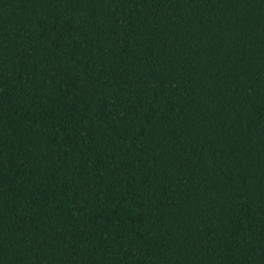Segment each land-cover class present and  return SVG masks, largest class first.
Segmentation results:
<instances>
[{
	"label": "trees",
	"instance_id": "obj_1",
	"mask_svg": "<svg viewBox=\"0 0 264 264\" xmlns=\"http://www.w3.org/2000/svg\"><path fill=\"white\" fill-rule=\"evenodd\" d=\"M0 264H264V0H0Z\"/></svg>",
	"mask_w": 264,
	"mask_h": 264
}]
</instances>
